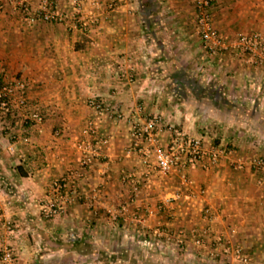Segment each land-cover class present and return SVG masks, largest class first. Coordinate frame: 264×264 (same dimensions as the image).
I'll return each mask as SVG.
<instances>
[{"label":"crops","instance_id":"obj_1","mask_svg":"<svg viewBox=\"0 0 264 264\" xmlns=\"http://www.w3.org/2000/svg\"><path fill=\"white\" fill-rule=\"evenodd\" d=\"M48 1L61 22L37 18L42 0H0V79H21L26 97L18 105L15 91L11 112L0 111V250L13 249V264H240L208 258L221 237L243 247L247 264H262L264 170L251 160L264 158V64L249 53L208 54L193 0ZM210 12L228 42L258 33L264 44V0H212ZM34 109L40 122L25 118ZM156 115L205 148H233L244 167L228 158L189 167L187 191L176 173L128 151L131 122ZM90 119L109 143L84 169ZM68 175L60 193L75 199L47 217L44 206L60 201L53 181ZM158 226L172 239L183 229V242L159 243ZM158 250L175 256L158 260Z\"/></svg>","mask_w":264,"mask_h":264},{"label":"built area","instance_id":"obj_2","mask_svg":"<svg viewBox=\"0 0 264 264\" xmlns=\"http://www.w3.org/2000/svg\"><path fill=\"white\" fill-rule=\"evenodd\" d=\"M211 1L193 0L195 26L205 51L210 55L231 51L236 54L240 52L249 53L254 63L264 64V44L261 42V36L258 33L241 34L231 43L223 39L213 23V17L210 12ZM48 5V0H42L37 18L42 21L61 22L64 19L63 14L55 9H50ZM20 7L24 9L25 5L21 4ZM25 19L29 23H33L36 17L27 15ZM24 87V82L18 78L13 81L0 83V111L3 114L7 115L11 112V96L15 94V91H17L16 103L20 106L25 105ZM88 102L98 113L103 111L100 103L95 102L93 99ZM117 117H120V114ZM25 118L33 122H40L42 115L37 109H34ZM98 129V123L95 119L88 120L82 129L85 138L79 143V148L81 151L80 166L84 169L90 168L92 160L99 156L102 149L109 143L108 136L100 133ZM129 137L133 142V147L130 146L128 149L129 153H135L143 161H148L152 158L154 167L161 175L167 176L172 172L176 173L181 184L188 187V189L192 185L191 180L187 177L189 167L196 166L207 169L216 165L223 158L230 159L231 164L238 169L244 167L243 159L237 155L233 148H228L224 145L205 148L200 137L191 135L184 129L165 122L162 117L157 115L144 120H133L130 124ZM163 138L165 142H163ZM251 165L256 169L264 170V158L261 156L254 157L251 160ZM70 177L71 175H68L62 181H53L52 190L54 193H58L60 201L58 203L50 202L44 206L43 210L47 217L56 214L65 203L72 202L75 199V195L60 193ZM178 196L179 193H173L164 197L161 203H170ZM209 212V208L203 209L205 216L209 215ZM192 238L195 244H202V238L197 234L193 235ZM176 239L179 243L183 242V229L178 231ZM209 254L232 258L240 264H247L252 261V257L244 251L240 244L230 241L224 242L221 237L212 241ZM13 261V249L8 245L4 246L0 250V264H13ZM261 263L264 264V257Z\"/></svg>","mask_w":264,"mask_h":264},{"label":"rangeland","instance_id":"obj_3","mask_svg":"<svg viewBox=\"0 0 264 264\" xmlns=\"http://www.w3.org/2000/svg\"><path fill=\"white\" fill-rule=\"evenodd\" d=\"M191 189V187L189 188V189H187V191H189ZM177 191V193H179V196H181V192H183V190L182 189H180V190H176ZM191 191V190H190ZM186 192V191H185ZM176 193V192H175ZM171 194H173V193H171ZM199 194H202V191H200L199 192ZM176 199H178V198H176ZM162 201V200H161ZM161 201L158 203V205L156 206V209L158 210V211H162L163 210V208L164 207H167V205H169L171 202H173V201H171L170 203H165V204H162L161 203ZM96 206H98V205H96ZM159 206H161L160 208H159ZM206 208V207H205ZM118 210V207H115V209H114V211H117ZM203 211V210H202ZM204 214V213H203ZM115 222L117 221V220H114ZM130 223H132V222H130ZM158 227H160V229L161 228H164L165 229V231L164 230H159L158 232L159 233H162V234H160V235H155L153 238H155V240L156 241H158L159 243L161 242V237L163 238V237H165V242H169V243H173V244H180L179 242H177V239H176V237L174 238V239H172V236H170V234H169V232L168 231H166L167 230V227L166 226H158ZM145 229H148V228H144V230ZM167 233V236H164L163 234H166ZM147 235V234H146ZM148 237V236H147ZM202 238V237H201ZM212 241L213 240H211V243H212ZM203 243V242H202ZM172 244V245H173ZM197 245V244H196ZM201 245V244H200ZM178 247V246H177ZM176 248V247H175ZM158 249V248H157ZM169 253H171V252H164V251H161V250H158L157 252H155V254H157V259L158 260H163V259H165V257H169V259H173V256H175V254H169ZM207 256H208V258L211 260V259H216L217 257H218V255L217 256H214V255H210L209 254V252H208V254H207Z\"/></svg>","mask_w":264,"mask_h":264},{"label":"trees","instance_id":"obj_4","mask_svg":"<svg viewBox=\"0 0 264 264\" xmlns=\"http://www.w3.org/2000/svg\"><path fill=\"white\" fill-rule=\"evenodd\" d=\"M0 83H2L1 79H0ZM149 254H150V253H149ZM151 254H153V253H151Z\"/></svg>","mask_w":264,"mask_h":264}]
</instances>
